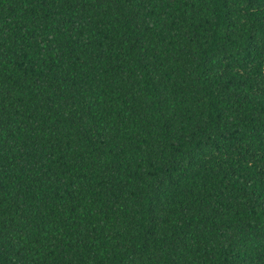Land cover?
<instances>
[{
    "label": "trees",
    "instance_id": "16d2710c",
    "mask_svg": "<svg viewBox=\"0 0 264 264\" xmlns=\"http://www.w3.org/2000/svg\"><path fill=\"white\" fill-rule=\"evenodd\" d=\"M0 264H264V0H0Z\"/></svg>",
    "mask_w": 264,
    "mask_h": 264
}]
</instances>
